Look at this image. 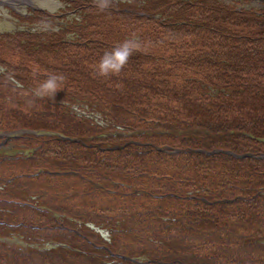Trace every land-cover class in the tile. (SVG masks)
<instances>
[{"label": "trees", "instance_id": "trees-1", "mask_svg": "<svg viewBox=\"0 0 264 264\" xmlns=\"http://www.w3.org/2000/svg\"><path fill=\"white\" fill-rule=\"evenodd\" d=\"M85 6L102 23L76 24L79 43L64 30L0 38V65L22 85L0 77V131L54 133L14 140L28 158L0 159L14 167L0 171V264H264V13L215 0ZM140 10L160 13L140 16L147 44H120L111 25L124 23L108 16L139 23ZM77 99L130 136L71 114ZM85 223L113 228L111 242ZM15 236L70 249L35 251Z\"/></svg>", "mask_w": 264, "mask_h": 264}, {"label": "rangeland", "instance_id": "rangeland-1", "mask_svg": "<svg viewBox=\"0 0 264 264\" xmlns=\"http://www.w3.org/2000/svg\"><path fill=\"white\" fill-rule=\"evenodd\" d=\"M145 0H32L33 3L28 4L25 2H18L17 0H0V38L3 35H14L21 33L28 34H47L49 32L57 33L59 31H66V35H63L62 40L70 42V43H79L81 32L74 31L76 24H101L102 22L97 18H94L97 15H92L93 11L88 9L85 4H99L103 2L105 4H115L121 6H132L133 8L139 7ZM220 4H223L233 11L236 12H252L256 14L264 13V0H215ZM84 4V8H80L77 5ZM136 4V5H135ZM109 14V13H104ZM148 15V17H160V13L150 14L145 11H139V16L137 19L139 23L131 22L130 20H124L120 15H109V21L116 23H124V26L111 25L115 28L122 30V35L120 40L122 45H133L135 47H139L140 44H147V42L143 41L145 34H148L151 26L147 27V21L144 20L140 16ZM132 19L136 20L135 17ZM159 19V18H158ZM122 20L123 22H118ZM107 25V23H104ZM85 26V25H83ZM94 29H91L93 31ZM96 37V36H95ZM44 41V40H43ZM24 42V41H23ZM34 44V43H33ZM37 45H34L33 48H37ZM8 55V54H6ZM7 69L9 67L5 65H0V77L7 75L9 80L18 88H22V85L17 81V79L13 75L7 74ZM66 106L69 108L71 114L76 116L79 119H83L90 126L100 128L105 131V134L109 135H120V136H130L129 129L123 126L120 123L114 121L109 115L101 111L99 106L96 103L77 99L71 103H67ZM121 128V129H118ZM145 132L143 130H137L133 132L134 141L137 140V135L139 133ZM150 133V132H146ZM28 134H33L36 136L41 135H54V133H48L46 131H31L27 129H13L8 131H0V159L10 160L17 155H23L24 157H30L32 154V150L26 149L25 147H16L14 140L24 137ZM133 141V140H131ZM264 156V155H263ZM19 164V163H18ZM23 166V163L21 164ZM20 165V166H21ZM4 168L0 167V171L5 172L8 168L12 169L14 167L3 165ZM19 167V165L17 166ZM67 183L64 179H60V182L57 184L62 187L63 190H68L69 185L63 184ZM6 189L5 183L0 180V192H4ZM74 193L79 196L75 191ZM89 196V195H88ZM32 201V206L37 209H42L43 207L37 202L36 196H30ZM93 200V198L91 199ZM116 197L109 196L107 197V201L110 203H117ZM112 201V202H111ZM118 207H121L119 205ZM40 209V210H41ZM55 217L60 218L58 214H54ZM69 221L76 225L79 229L82 224L80 221H76L72 218H68ZM118 225V222H116ZM75 227V229H76ZM84 228L91 229L89 234H94L101 239L104 243L111 242V229L107 228L105 225L96 226L95 224L85 223ZM123 228V227H122ZM121 228V229H122ZM124 229H129V227H125ZM120 231V230H119ZM39 239V238H37ZM104 240V241H103ZM4 241H7L4 239ZM36 241V240H35ZM8 243H14L19 247L31 248L35 251H53L57 253H63L62 250L70 249L66 247V243L62 242L60 239H48L38 242L28 243L21 238L20 236H15L12 239L8 240ZM136 264H155L150 263L144 256H140L134 259ZM158 264V263H157ZM160 264V263H159ZM173 264V263H172Z\"/></svg>", "mask_w": 264, "mask_h": 264}, {"label": "bare ground", "instance_id": "bare-ground-1", "mask_svg": "<svg viewBox=\"0 0 264 264\" xmlns=\"http://www.w3.org/2000/svg\"><path fill=\"white\" fill-rule=\"evenodd\" d=\"M18 2H25V3H28V4H31L33 3L32 0H17Z\"/></svg>", "mask_w": 264, "mask_h": 264}]
</instances>
